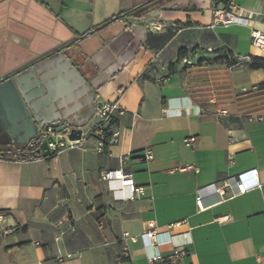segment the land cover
<instances>
[{
  "label": "crops",
  "instance_id": "0c3cea01",
  "mask_svg": "<svg viewBox=\"0 0 264 264\" xmlns=\"http://www.w3.org/2000/svg\"><path fill=\"white\" fill-rule=\"evenodd\" d=\"M232 2L248 25L216 24L212 0H0V79L62 48L96 99L80 145L47 158L3 154L25 144L17 121L5 118L14 137L0 123V264H264V101L249 104L264 71L247 67L264 58L251 36L264 31V0ZM114 102L125 114L107 128L121 137L99 153L91 129ZM189 164L198 172L178 170ZM119 169L144 195L103 179ZM227 182L199 211L198 189ZM150 221L174 244H145ZM186 232L187 255L174 258ZM158 252L171 261L151 262Z\"/></svg>",
  "mask_w": 264,
  "mask_h": 264
},
{
  "label": "water",
  "instance_id": "95a60500",
  "mask_svg": "<svg viewBox=\"0 0 264 264\" xmlns=\"http://www.w3.org/2000/svg\"><path fill=\"white\" fill-rule=\"evenodd\" d=\"M95 112L92 88L62 48L0 79V123L14 137L5 118L17 121V142L40 157L52 155L46 140L39 143L40 130L52 127L81 140Z\"/></svg>",
  "mask_w": 264,
  "mask_h": 264
},
{
  "label": "built area",
  "instance_id": "2783aa9c",
  "mask_svg": "<svg viewBox=\"0 0 264 264\" xmlns=\"http://www.w3.org/2000/svg\"><path fill=\"white\" fill-rule=\"evenodd\" d=\"M213 1L214 9H213V15L215 19L216 24L221 25H230V24H240V25H248L249 21L251 19L250 13H245L244 15H235L233 14L232 10L236 9L237 6L234 5L232 0H229L228 4L226 6L224 5H218L215 6V0ZM252 44L255 48L258 50L264 52V31L261 30H253L252 31ZM247 61L250 60V58L246 59ZM185 63L187 65H192L191 61L185 60ZM239 66V64H234L230 66V70H234ZM115 113H118L119 115H124L125 110L116 102L114 103H108L106 105H103L99 109V119L100 121L92 127L91 129V135L96 137L97 139V151L99 153L103 152L105 150V147L107 144H115L119 142V139L121 137V131L119 129H114L113 131H110L107 128V124L111 123L113 121V115ZM223 114H227L226 111L222 112ZM259 120H263L264 117H259ZM84 136V134H83ZM39 143L46 140L48 142V146L51 150L52 155H57L61 153L62 151H65L67 149H74L78 147L82 141L81 140H70L69 139V133H56L53 131L52 127H47L45 129L40 130V133L38 135ZM197 141V137L191 136L185 140V145L188 148H193L195 143ZM146 161H151L154 159V153L151 149H147L145 151L144 156ZM181 172H198V168L193 165L189 164L182 168L178 169ZM250 174L252 175L255 182H259V172L258 169H254L250 171ZM103 179L105 181H111V180H118L121 181L125 186L130 187L132 190V196L131 199H134L135 193H140L141 195H144L143 189L136 187L134 180H133V174H126L123 169H119L117 171H111V172H104L103 173ZM240 177L237 178V184L239 187V194L245 193L246 189L245 187L241 186L240 184ZM230 184L227 182L224 187H221L217 184H212L203 188L198 189L197 193V207L199 211H204L205 205H204V199L209 195H225V188L229 187ZM227 218H222L221 221L226 220ZM185 223V221L183 222ZM183 223H178L174 226H179ZM172 226V227H174ZM17 229H9L7 232H16ZM128 235H125V238H127ZM164 237L166 238L164 240ZM183 242L179 244H175V252H174V258H182L187 255L186 247L189 246L192 242L190 240V233L186 232L182 235ZM142 240L147 244L148 246H151L153 248H159L162 245L165 244H174L173 243V236L170 232H160L155 223L153 221L148 222V230L142 235ZM134 241L135 238H134ZM128 251V249H125ZM171 261V258H164L159 252L156 253L152 258L151 262L156 263H169Z\"/></svg>",
  "mask_w": 264,
  "mask_h": 264
},
{
  "label": "trees",
  "instance_id": "16d2710c",
  "mask_svg": "<svg viewBox=\"0 0 264 264\" xmlns=\"http://www.w3.org/2000/svg\"><path fill=\"white\" fill-rule=\"evenodd\" d=\"M215 6H218L219 4L221 5H224L226 6L229 2V0H215ZM129 15H131V12H126V13H123V14H120L118 15L117 17H114L112 19H109L105 24H108L116 19H123V18H126L128 17ZM89 33H86L85 35L83 36H87L89 35ZM186 54V51L185 50H181L180 51V58H183ZM232 55L231 54H227L225 55V59L227 61V63L232 66L235 64V61L232 60ZM247 67L250 69V70H263L264 71V58L262 57H252L250 62L247 64ZM258 90L260 93V95L256 98H254L253 101H251L249 104L252 105L253 108H256V107H259L262 105V102L264 101V82H262L259 86H258ZM112 123H114V121H112ZM108 145V144H107ZM106 145V146H107ZM106 148V147H105ZM18 157L21 158V159H24V160H27V159H34V158H41L36 152H35V149L32 148V150L30 151H23V152H18Z\"/></svg>",
  "mask_w": 264,
  "mask_h": 264
},
{
  "label": "flooded vegetation",
  "instance_id": "af4514ba",
  "mask_svg": "<svg viewBox=\"0 0 264 264\" xmlns=\"http://www.w3.org/2000/svg\"><path fill=\"white\" fill-rule=\"evenodd\" d=\"M30 150H32L30 145H22V146L18 145L11 150L5 151V153H3V154H17L18 155V152L30 151Z\"/></svg>",
  "mask_w": 264,
  "mask_h": 264
}]
</instances>
